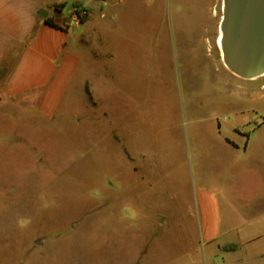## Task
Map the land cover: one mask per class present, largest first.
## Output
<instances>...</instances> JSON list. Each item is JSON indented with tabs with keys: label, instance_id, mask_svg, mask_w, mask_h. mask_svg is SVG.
Here are the masks:
<instances>
[{
	"label": "rangeland",
	"instance_id": "374dc122",
	"mask_svg": "<svg viewBox=\"0 0 264 264\" xmlns=\"http://www.w3.org/2000/svg\"><path fill=\"white\" fill-rule=\"evenodd\" d=\"M222 1H83L57 114L0 106V264H264V75L224 65ZM210 186L238 213L212 256L195 219Z\"/></svg>",
	"mask_w": 264,
	"mask_h": 264
},
{
	"label": "crops",
	"instance_id": "0c3cea01",
	"mask_svg": "<svg viewBox=\"0 0 264 264\" xmlns=\"http://www.w3.org/2000/svg\"><path fill=\"white\" fill-rule=\"evenodd\" d=\"M83 1L0 0V43L16 52L11 64L5 63L7 71L0 77V106L8 100L31 102L35 112L46 120L57 114L81 64L78 49L84 47L86 30L77 33L81 23L73 19L71 5L76 3L87 10L86 23L90 14ZM61 5V10L56 11L55 7ZM41 10L60 29L45 25L44 18L38 15ZM213 188H201L195 199L196 225L209 256L213 255L215 241L221 235L222 221L231 225L238 218L228 201L221 206V197ZM230 228L225 232L234 230Z\"/></svg>",
	"mask_w": 264,
	"mask_h": 264
},
{
	"label": "water",
	"instance_id": "95a60500",
	"mask_svg": "<svg viewBox=\"0 0 264 264\" xmlns=\"http://www.w3.org/2000/svg\"><path fill=\"white\" fill-rule=\"evenodd\" d=\"M46 18L44 10L38 12ZM223 56L229 71L245 78L264 75V0H223L222 19Z\"/></svg>",
	"mask_w": 264,
	"mask_h": 264
},
{
	"label": "trees",
	"instance_id": "16d2710c",
	"mask_svg": "<svg viewBox=\"0 0 264 264\" xmlns=\"http://www.w3.org/2000/svg\"><path fill=\"white\" fill-rule=\"evenodd\" d=\"M62 7H63L62 5L61 6H56L55 10L56 11H60ZM80 9H82L86 13L85 17L80 20V23H83L85 21L86 17H87V13L88 12H87L86 9H83L80 6H75L74 7V13H78V10H80ZM43 23L45 25L51 26L53 28L60 29V27L57 24H55L51 18L43 19ZM223 249L224 250H235L236 249V245L235 244H230V245L224 246Z\"/></svg>",
	"mask_w": 264,
	"mask_h": 264
},
{
	"label": "built area",
	"instance_id": "2783aa9c",
	"mask_svg": "<svg viewBox=\"0 0 264 264\" xmlns=\"http://www.w3.org/2000/svg\"><path fill=\"white\" fill-rule=\"evenodd\" d=\"M85 15H86V13H85L82 9H80V10H78V13H74V12H73L72 17H73V19H74L76 22H80V20H81L82 18H84Z\"/></svg>",
	"mask_w": 264,
	"mask_h": 264
},
{
	"label": "bare ground",
	"instance_id": "6f19581e",
	"mask_svg": "<svg viewBox=\"0 0 264 264\" xmlns=\"http://www.w3.org/2000/svg\"><path fill=\"white\" fill-rule=\"evenodd\" d=\"M217 46L221 52V56H223V43H222V34L220 33L218 39H217ZM252 79H257V78H252ZM251 79V80H252Z\"/></svg>",
	"mask_w": 264,
	"mask_h": 264
},
{
	"label": "flooded vegetation",
	"instance_id": "af4514ba",
	"mask_svg": "<svg viewBox=\"0 0 264 264\" xmlns=\"http://www.w3.org/2000/svg\"><path fill=\"white\" fill-rule=\"evenodd\" d=\"M231 74H232V75H235V74H234V73H232V72H231ZM235 76H237V75H235ZM237 77H239V76H237ZM246 80H249V79H246Z\"/></svg>",
	"mask_w": 264,
	"mask_h": 264
}]
</instances>
